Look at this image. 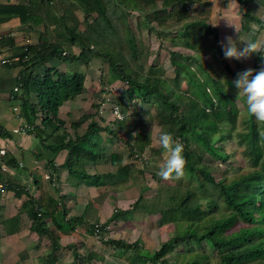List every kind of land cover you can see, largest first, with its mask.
Listing matches in <instances>:
<instances>
[{
    "label": "trees",
    "instance_id": "16d2710c",
    "mask_svg": "<svg viewBox=\"0 0 264 264\" xmlns=\"http://www.w3.org/2000/svg\"><path fill=\"white\" fill-rule=\"evenodd\" d=\"M57 1L65 11L63 16L53 12L54 0L0 3V24L18 17L22 26L40 32L38 43L16 48L17 54L13 58L17 60L8 66L21 68L18 91L13 92L12 99L19 102L20 116L27 122L26 126L33 128L29 130L35 137L50 141L48 148L51 152L67 153L62 165L55 167L53 162L49 163L52 171L58 173L65 169L79 185L97 188L126 182L138 171L134 165L124 162L122 154L106 155L104 151L103 133L115 138L120 136L110 128L113 125L102 126L97 120L105 122L102 108L109 99H103L100 105L93 104L99 112L73 120L70 123L73 133L68 131V123L60 116L66 103L75 102L87 93V73L86 70L64 71L51 63L81 64L88 69L92 60L101 59L108 62L113 80L126 84L130 100L150 106L145 117L139 120L147 126V132L126 137L125 144L131 151L144 153L147 148H152L153 128L171 132L185 146L187 165L184 178L188 183L184 190L181 187L165 189L152 204L141 195L129 209L114 211L103 224L90 221L86 215L69 217L64 202L48 194L43 195L42 204L29 197L25 207H31V230L51 243L45 264H57L61 233L83 226L89 234L99 236L112 223L137 212L160 214L163 223H175L178 230L149 256L139 253L137 243L100 237L105 245L132 252L133 264H213L206 252L191 251L192 246L201 248L204 242L211 243L217 251L214 264H264V123L248 113L244 122L246 128L237 133L236 144L239 149L243 148L242 156L248 167L235 175L218 179L213 174L211 162H229L231 154L226 153L219 143L228 140L227 134L237 129L239 113L230 108L232 98L217 81L207 76L202 81L198 78V74L204 76L203 67L199 65L197 71H193L189 64L198 61L196 56H178L176 51H171L172 78L162 77L163 73L155 64L145 71V62H140L142 52L129 23L130 16L139 13L141 27L161 39L173 32L176 43L180 39L187 49L202 52L201 44L214 48L222 58L225 70L235 80L237 73L248 68L238 66L233 69L225 61L223 49L217 46L218 33L210 41L213 32L206 19L192 17V7L202 0ZM251 1L240 0L243 5ZM259 1L264 5V0ZM79 9L84 15L83 22L87 24V29L82 32H78L82 22L75 15ZM89 19L93 21L90 23ZM253 24H258L262 30L264 20L246 11L242 29L250 32ZM57 26L64 28V34L55 30ZM63 38L65 42H61ZM1 42L6 46L14 44L11 38ZM74 46L80 47L79 54L73 52ZM258 54L252 67L254 70L262 67L263 50ZM37 69H42V73H37ZM187 80L191 87L183 89L182 84ZM120 111L124 118L116 119L114 123L122 126L126 122L124 119L128 118L121 107ZM225 123L230 125L226 131L221 128ZM84 124L87 127L80 133ZM153 151L162 153L165 150ZM8 158L7 165L13 161ZM100 165L114 167L115 171L94 173L88 168ZM143 171L140 169L139 172ZM144 191L147 188L142 194ZM49 218L53 229L46 221ZM177 248L182 249L181 258L168 260L167 255ZM73 255L76 260H83L76 247Z\"/></svg>",
    "mask_w": 264,
    "mask_h": 264
},
{
    "label": "rangeland",
    "instance_id": "374dc122",
    "mask_svg": "<svg viewBox=\"0 0 264 264\" xmlns=\"http://www.w3.org/2000/svg\"><path fill=\"white\" fill-rule=\"evenodd\" d=\"M55 10V11H54ZM54 12L59 15L64 14V9L59 3H56ZM76 17L81 18V25L78 27V32L85 31L87 29V24L84 21V15L81 10L75 11ZM192 17L196 19H206L205 14H201V11L195 7L191 10ZM96 16V15H95ZM139 13L133 14L129 18V23L132 26V29L136 35L138 48L141 50L142 55L140 57V62H145V71L150 69L152 64H155L163 73L162 77H174L173 67L170 63V52L176 51L178 56H196L198 61H190L189 64L193 71H197V67L201 65L204 69V76L198 74V78L202 81L206 76L213 81H217L221 88L227 91L232 98V108L235 112L239 113L237 129L232 134L229 135V139L225 140L222 143H219L224 146L225 152L231 154V159L227 164H221L218 161L211 162L213 168V174L218 178L230 177L239 172L240 169H247V163L243 159L242 149L236 147L237 144V133L245 130L244 122L248 118V111L246 108L245 100L243 97L240 98L239 106L235 103L238 98L239 90L234 86L232 77L225 70V65L216 52L214 48L201 44L200 47L202 52H197L195 50L187 49L182 46L180 39L176 43L174 40L173 32L169 34V37L166 39H161L157 36L156 33H150L147 28H142L140 24ZM93 19H89L91 23ZM207 25L210 23L206 20ZM264 27H261L263 29ZM213 34L210 35V41L215 37V34L218 33L216 29L211 28ZM55 30L64 34V28L57 26ZM203 34V31H202ZM61 42H65L63 38ZM214 42V41H213ZM218 46V44H217ZM240 47V46H239ZM73 50V49H72ZM81 50L76 49L77 53H80ZM146 52V55H145ZM144 53V55H143ZM264 55V54H263ZM144 56V61H143ZM259 57L258 53H253L249 58L243 60H228L225 58V61L233 68L237 69L238 66L243 68H252L255 62V59ZM264 57L262 58V66H264ZM200 63V64H198ZM51 66L58 67L64 71H85L87 73L86 79V89L87 93L78 98L76 102L66 104L62 109L60 116L68 123L67 129L69 132H72L70 128V123L73 120L79 119L81 116L87 113H96L99 110L93 108L94 105H100L103 99H109V103L103 106L102 113L106 116L105 122H101L97 118L98 122L102 126L113 125L110 128L115 130L120 136L118 138L110 136V134L103 133V147L106 155L111 153H120L124 157V162L134 165L138 171L126 182L118 183L116 185H108L95 193L92 189H89L87 197H98L93 202H89L85 210L86 217L93 221L96 218L100 220L101 223H104L116 210H126L129 209L137 199L143 195L149 203L155 201V197H159L167 188L170 187H181V190H184L188 181L186 178H183L179 181L169 180L165 181L161 179L158 175L160 171V164L163 162L165 151L162 153H156L154 149H161L162 147L158 144V136L161 132L159 128H153L152 138L153 144L152 148H147L144 153H140L138 150L131 151L130 148L125 144L124 140L130 135H135L137 132L146 133L147 129L143 124L139 122L140 118L145 117L147 111L150 109V106L143 104L138 100H130L127 97V86L121 81L113 80V74L109 69L108 62L101 59H94L91 61L90 66L86 69L85 66L81 64H64L63 62L54 61L51 63ZM37 73H42V69H37ZM113 77V78H112ZM182 88H190L188 80L184 81ZM174 102V100H173ZM117 106H120L123 110V113L128 119L121 126V124H115L116 118L113 114V109ZM100 116V115H99ZM115 125V126H114ZM87 127V124H84L80 133H83ZM152 131V130H151ZM111 139L109 141L108 139ZM127 137V138H126ZM131 138V137H130ZM132 139V138H131ZM219 139L218 137L216 138ZM197 146L198 144H193ZM220 146V145H219ZM88 166L92 172H108L115 171L113 167H108L105 165H100L96 167ZM140 169L144 170L139 172ZM153 175H156L154 177ZM86 184H83L85 186ZM87 186V185H86ZM76 188V187H75ZM147 188V191L142 194V191ZM88 190V189H87ZM93 191V192H92ZM164 195V194H163ZM163 198H165L163 196ZM151 203V204H152ZM96 205V208L94 207ZM84 206V207H85ZM84 214V212H82ZM177 225L175 223H163L161 221L160 214H146L142 212H137L134 214L126 215L117 222L112 223L105 231L99 233V236L89 235L85 233V228L83 227L79 232H74V234L69 235L68 237H63L61 241V247L58 251V254L66 255L61 264H86L81 263L79 260H74L71 257L69 258L70 252L69 248L65 246L70 243L77 245L84 244L86 246V252L82 249L81 254L83 253H96L97 259L99 260L97 264H133L131 258L133 257L132 252H125L122 249H116L112 246L105 245L100 241V237L106 239H116L124 240L128 243H137L139 246V253L141 255H152L155 251L159 250L162 243L171 238L174 234L177 233ZM102 235V236H101ZM201 248L197 246H192L191 251L202 250L206 252L210 259V262L217 261V251L214 249L213 245L209 242H204L201 245ZM100 248V249H99ZM182 249L177 248L172 250L168 255V260H173L181 258ZM87 255V254H86ZM91 264V263H89ZM94 264V263H93ZM136 264H140L139 262ZM151 264V263H148Z\"/></svg>",
    "mask_w": 264,
    "mask_h": 264
},
{
    "label": "crops",
    "instance_id": "0c3cea01",
    "mask_svg": "<svg viewBox=\"0 0 264 264\" xmlns=\"http://www.w3.org/2000/svg\"><path fill=\"white\" fill-rule=\"evenodd\" d=\"M18 1L23 0H0V3ZM236 2L239 7L234 6L231 11H226L229 0H202L201 3L194 5L193 9L197 7L201 14H205L211 28L218 31L219 46L220 41L225 36L238 39L239 34L235 32L233 27H229L228 21L238 27L246 39L264 44V29L260 30L258 24H253L250 32L242 29L243 14L246 11H250L253 15L264 20V5L259 0H253L247 5H243L240 0H236ZM56 3L61 5V2L54 0L52 10H54ZM54 13L57 16L64 15ZM39 35V30L22 26L18 17L0 24V150L6 151V154L0 157V183L6 186L5 190L0 189V264H45L51 243L46 237H41L31 230L32 220L29 216L31 207H25L29 197L40 204L43 203L44 194L55 199H61L68 209L69 217H75L86 215L87 206L85 205L89 202L94 203L98 199L92 195L87 197L89 189L95 193L101 189L88 185L83 186V184L79 185L78 181L71 178L65 169L58 173L53 172L49 163L53 162L55 167L62 165L66 160L67 153L55 154L51 152L48 148L50 141L40 140L29 129L21 130L19 133L14 132L21 127L24 128L27 122L20 116L19 102L12 99L13 92L19 87L21 68L9 67L8 65L17 60V58H13L17 54L16 48L38 43ZM10 38L13 39V46L2 45L1 41ZM239 46L244 47L243 44H238ZM72 49L76 54H79L76 49L81 50L78 46H74ZM70 103L73 102L66 104ZM7 156L13 159L9 165L6 164L9 160ZM108 167L111 168V166ZM94 207L96 208V205ZM96 220L101 223L98 218ZM46 221L53 229L50 218ZM82 228L83 226H77L73 231L60 232V247H63L61 245L63 237L79 232ZM85 233L89 234L87 228H85ZM66 247L69 248V258L76 260L73 255L74 247H76L81 258H83L80 260L81 263H99L96 253L81 254L82 249L86 252L84 244L70 243ZM66 255L59 254L57 264H61L63 258L68 257Z\"/></svg>",
    "mask_w": 264,
    "mask_h": 264
},
{
    "label": "clouds",
    "instance_id": "9594fccd",
    "mask_svg": "<svg viewBox=\"0 0 264 264\" xmlns=\"http://www.w3.org/2000/svg\"><path fill=\"white\" fill-rule=\"evenodd\" d=\"M234 6L239 7L236 0H229L226 11H231ZM228 25L233 27L239 36L238 39H234L232 36H225L220 41V46L226 59L239 61L249 58L253 53L264 50V44L259 41L246 39L241 34L240 29L229 21ZM238 44H243L244 47H238ZM233 84L239 90L238 98L235 101L237 106H239L240 98L243 97L248 113L258 122L264 123V66L259 70L248 68L237 73V78L233 81ZM229 127L230 125H227V123L221 125V128L225 131ZM152 133L153 129L151 136ZM157 142L165 150L158 175L165 181L183 179L187 165L184 156V144L179 139H176L171 132L163 130L160 132Z\"/></svg>",
    "mask_w": 264,
    "mask_h": 264
},
{
    "label": "built area",
    "instance_id": "2783aa9c",
    "mask_svg": "<svg viewBox=\"0 0 264 264\" xmlns=\"http://www.w3.org/2000/svg\"><path fill=\"white\" fill-rule=\"evenodd\" d=\"M15 91L17 92L18 88H16ZM113 114H114L115 118L118 120H123V118H124L123 114L120 111V107H118V106L113 109ZM25 127H27V126H25ZM25 127L24 128L21 127L18 130H14V132L19 133L21 130H24V129H33L32 127H27V128H25ZM5 154H6V151L4 149L0 150V157L4 156ZM0 189L5 190L6 189L5 184L0 183Z\"/></svg>",
    "mask_w": 264,
    "mask_h": 264
}]
</instances>
